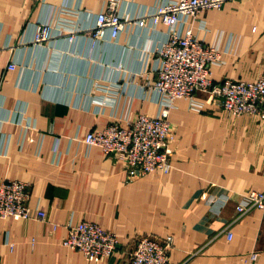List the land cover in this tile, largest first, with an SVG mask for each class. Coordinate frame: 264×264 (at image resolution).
<instances>
[{
	"label": "crops",
	"instance_id": "obj_1",
	"mask_svg": "<svg viewBox=\"0 0 264 264\" xmlns=\"http://www.w3.org/2000/svg\"><path fill=\"white\" fill-rule=\"evenodd\" d=\"M159 1L123 0L119 13L140 17ZM108 4L0 0V183H28L29 206L47 214L44 221L0 219V264H122L134 238L145 235H172L174 263L246 264L258 252L253 264H264V212L245 214L230 240L226 234L244 193L264 189V119L234 116L210 101L196 112L178 99L169 115L170 173L132 181L121 163L83 143L113 122L127 126L140 113L160 111L143 86L156 80L153 53L167 28L153 30L147 19L116 39H96L97 15ZM200 17L205 27L193 21L196 38L224 51V65L211 69L213 82L257 81L264 74V0H232ZM49 22L67 26L35 43L37 25ZM114 97L115 105L107 104ZM69 221L115 232V255L93 263L64 247Z\"/></svg>",
	"mask_w": 264,
	"mask_h": 264
},
{
	"label": "built area",
	"instance_id": "obj_2",
	"mask_svg": "<svg viewBox=\"0 0 264 264\" xmlns=\"http://www.w3.org/2000/svg\"><path fill=\"white\" fill-rule=\"evenodd\" d=\"M122 1L109 0L106 11L97 15L93 36L96 39L106 36L116 39L132 23L145 26L147 19L153 30L160 24L167 28V39L153 53L156 56V80L143 86V89L155 93L160 111L156 116L140 113L124 127L113 122L102 130L88 133L83 138L88 149L99 147L106 156L124 166L129 181H132L158 171L170 173L175 130L169 115L178 99L186 100L189 108L196 112L204 111L206 102L210 101L234 116L246 114L264 119V74L255 82L224 78L215 84L211 69L224 65V51L219 43L209 45L200 41L192 31L193 21L198 20L202 29L205 27L200 17L203 12L219 10L232 0H160L147 14L136 18L123 17L119 13ZM66 26L65 22L57 23L56 27L51 22L40 23L36 27L34 42L49 40L55 36L54 31L62 32ZM15 67L11 63L8 68L13 70ZM99 88L107 92V89ZM116 102L114 97L107 104L115 105ZM95 104L99 107L107 105L103 101ZM29 199L28 183L2 181L0 219L44 221L47 217L45 210L41 207L32 210ZM253 210L264 212V189L244 193L236 206V216L226 228L229 240L233 235L231 226ZM62 245L83 254L89 262L99 263L115 255L118 240L115 232L97 222L69 221ZM173 247L172 235L164 239L152 235L136 237L122 264H186L171 261ZM257 256L258 252L251 253L246 264H253Z\"/></svg>",
	"mask_w": 264,
	"mask_h": 264
},
{
	"label": "rangeland",
	"instance_id": "obj_3",
	"mask_svg": "<svg viewBox=\"0 0 264 264\" xmlns=\"http://www.w3.org/2000/svg\"><path fill=\"white\" fill-rule=\"evenodd\" d=\"M50 40V39H49ZM45 41H48V40H45ZM42 42H44V41H42ZM42 42H38V43H42ZM36 43V42H35ZM135 119V118H134ZM114 123H117L118 125H120V126H122V124L120 123V122H114ZM122 127H124V126H122Z\"/></svg>",
	"mask_w": 264,
	"mask_h": 264
}]
</instances>
